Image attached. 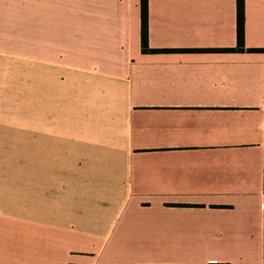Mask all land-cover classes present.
<instances>
[{
  "label": "crops",
  "instance_id": "obj_1",
  "mask_svg": "<svg viewBox=\"0 0 264 264\" xmlns=\"http://www.w3.org/2000/svg\"><path fill=\"white\" fill-rule=\"evenodd\" d=\"M0 0V264H264V50L237 0ZM264 48V0H246Z\"/></svg>",
  "mask_w": 264,
  "mask_h": 264
},
{
  "label": "trees",
  "instance_id": "obj_2",
  "mask_svg": "<svg viewBox=\"0 0 264 264\" xmlns=\"http://www.w3.org/2000/svg\"><path fill=\"white\" fill-rule=\"evenodd\" d=\"M142 5V47L145 52L150 51L149 45V0H141ZM210 50L225 51H262L264 48L246 47V0H237V46L211 48ZM229 264V263H212Z\"/></svg>",
  "mask_w": 264,
  "mask_h": 264
},
{
  "label": "rangeland",
  "instance_id": "obj_3",
  "mask_svg": "<svg viewBox=\"0 0 264 264\" xmlns=\"http://www.w3.org/2000/svg\"><path fill=\"white\" fill-rule=\"evenodd\" d=\"M264 251V250H263Z\"/></svg>",
  "mask_w": 264,
  "mask_h": 264
}]
</instances>
